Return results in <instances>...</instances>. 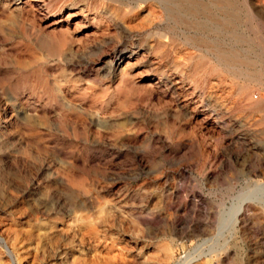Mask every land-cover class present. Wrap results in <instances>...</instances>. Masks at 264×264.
Returning <instances> with one entry per match:
<instances>
[{
  "label": "rangeland",
  "instance_id": "obj_1",
  "mask_svg": "<svg viewBox=\"0 0 264 264\" xmlns=\"http://www.w3.org/2000/svg\"><path fill=\"white\" fill-rule=\"evenodd\" d=\"M175 1L0 0V264H264V41Z\"/></svg>",
  "mask_w": 264,
  "mask_h": 264
},
{
  "label": "bare ground",
  "instance_id": "obj_2",
  "mask_svg": "<svg viewBox=\"0 0 264 264\" xmlns=\"http://www.w3.org/2000/svg\"><path fill=\"white\" fill-rule=\"evenodd\" d=\"M174 5L177 6L180 10H185L189 15H201L203 20H206L207 23L211 24L208 29H212L213 27H215L217 31L221 30L222 33L229 32L232 33L235 37L236 31L234 25H236L237 21H242L246 17L248 22L251 23L248 28H251L253 31H255L256 35L264 41V17L260 14V12H258L256 6L253 4V2H251V0H242L241 6L237 5V0H178V2L175 1ZM189 18L191 17L189 16ZM241 37L244 38L243 35H241ZM209 40L210 43L208 44V50L210 53H213L217 57L219 63L222 62L228 65H234L238 63V61L231 55V53L225 50L222 45L219 44L214 38L209 37ZM203 61L204 60H202V62ZM195 64L197 63L195 62ZM245 204L246 201L239 207L238 213L241 214L245 210ZM190 261L191 260L179 261L176 264H189Z\"/></svg>",
  "mask_w": 264,
  "mask_h": 264
}]
</instances>
